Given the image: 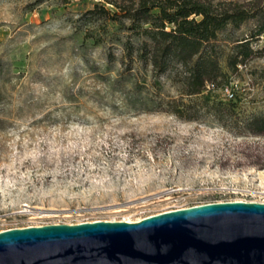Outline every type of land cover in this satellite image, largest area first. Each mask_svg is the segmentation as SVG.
I'll return each mask as SVG.
<instances>
[{
  "label": "rangeland",
  "instance_id": "obj_1",
  "mask_svg": "<svg viewBox=\"0 0 264 264\" xmlns=\"http://www.w3.org/2000/svg\"><path fill=\"white\" fill-rule=\"evenodd\" d=\"M201 1L264 9V0ZM102 7L118 10L106 0H0V231L264 202V136H241L235 127L264 113L261 22L217 36L224 56L237 39L253 51L234 70L220 60L226 77L207 96L231 105L223 125L204 108L197 120H184L125 106L108 86L121 68L120 48L103 33L117 25ZM142 73L135 80L151 89L153 77ZM161 84L162 94L178 95L170 79ZM231 86L228 101L223 90Z\"/></svg>",
  "mask_w": 264,
  "mask_h": 264
},
{
  "label": "trees",
  "instance_id": "obj_2",
  "mask_svg": "<svg viewBox=\"0 0 264 264\" xmlns=\"http://www.w3.org/2000/svg\"><path fill=\"white\" fill-rule=\"evenodd\" d=\"M106 2L118 9L110 12L101 8L107 20L117 26L115 30L104 26L103 33L120 48L121 64L108 86L119 94L123 104L141 111L171 113L184 120H197L199 109L204 108L225 125L231 105L211 102L207 94L226 77L220 65L222 57L234 70L253 51L248 39H237L230 54L224 56L217 36L227 26L238 28L254 19L261 22L257 39L264 32V9L252 10L232 1L136 0L131 8L118 6L114 0ZM148 71L153 83L151 89L142 91L135 79L139 72L144 75ZM260 76L264 80V66ZM162 77L176 85V97L162 94ZM235 127L241 136H264V113L237 121Z\"/></svg>",
  "mask_w": 264,
  "mask_h": 264
},
{
  "label": "water",
  "instance_id": "obj_3",
  "mask_svg": "<svg viewBox=\"0 0 264 264\" xmlns=\"http://www.w3.org/2000/svg\"><path fill=\"white\" fill-rule=\"evenodd\" d=\"M0 264H264V202L0 231Z\"/></svg>",
  "mask_w": 264,
  "mask_h": 264
},
{
  "label": "built area",
  "instance_id": "obj_4",
  "mask_svg": "<svg viewBox=\"0 0 264 264\" xmlns=\"http://www.w3.org/2000/svg\"><path fill=\"white\" fill-rule=\"evenodd\" d=\"M256 46L259 47V48H263L264 49V32H262L258 38H257V41H256ZM232 85H233V82H232ZM212 87L211 85H207V88H210ZM223 95L225 96V98H228V99H231L233 98V86L231 87H226L224 90H223Z\"/></svg>",
  "mask_w": 264,
  "mask_h": 264
},
{
  "label": "bare ground",
  "instance_id": "obj_5",
  "mask_svg": "<svg viewBox=\"0 0 264 264\" xmlns=\"http://www.w3.org/2000/svg\"><path fill=\"white\" fill-rule=\"evenodd\" d=\"M44 213H47V212H44ZM123 221H128V222H130L129 220H123Z\"/></svg>",
  "mask_w": 264,
  "mask_h": 264
}]
</instances>
